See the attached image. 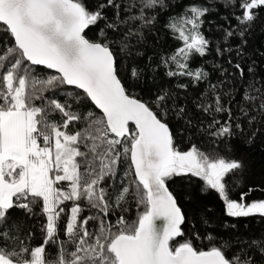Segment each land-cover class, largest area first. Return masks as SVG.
I'll list each match as a JSON object with an SVG mask.
<instances>
[{
	"label": "snow or ice",
	"instance_id": "snow-or-ice-1",
	"mask_svg": "<svg viewBox=\"0 0 264 264\" xmlns=\"http://www.w3.org/2000/svg\"><path fill=\"white\" fill-rule=\"evenodd\" d=\"M222 6L213 40L210 0H0V264H264V238L224 240L207 218L188 236L171 190L198 178L227 217H264L253 189L234 198L232 153L264 134V52L248 49L264 0ZM200 85L190 110L180 93ZM36 207L33 244L15 214Z\"/></svg>",
	"mask_w": 264,
	"mask_h": 264
},
{
	"label": "trees",
	"instance_id": "trees-1",
	"mask_svg": "<svg viewBox=\"0 0 264 264\" xmlns=\"http://www.w3.org/2000/svg\"><path fill=\"white\" fill-rule=\"evenodd\" d=\"M210 2L215 3L214 14L210 19L212 20V26L207 32V35L215 40L219 36V30L215 27L217 24H223V17L227 15L228 9H225L222 6V0H210ZM179 10V9H177ZM163 19V18H161ZM234 23V21H233ZM3 34L0 33V36ZM148 47L146 49L148 54H151L155 50V41L151 36L148 37ZM238 43V41H234ZM159 45L162 48H172L176 46V42L172 41L167 33L161 32ZM249 54L253 51L264 52V14L261 15L260 20L257 22L255 30L249 36L248 43ZM215 53H212L208 59V67L211 66V61ZM257 61L260 62L259 71L264 74V58L257 56ZM125 64L128 63L127 60L124 61ZM148 90L142 91L140 88L134 89L137 92H140L141 95L145 96L146 99L151 98L157 92L158 86L163 85V87L168 88L173 85V82L167 80L166 78H161L157 81L156 85H153L151 80L148 82ZM204 86L200 85V88H190L188 92H181V100H186L188 102V108L192 109V100L198 95L200 89ZM191 114V112H190ZM170 124L174 130L179 131L182 128V124L175 119L170 118ZM183 144L187 143V135L180 138ZM221 151H223V146H221ZM232 153L239 159H242L245 165L244 171L242 173H237L233 179L237 182L239 187L233 190L234 197L238 196L240 191H247L249 188L253 191L249 194V200H261L264 199V134L257 136L256 140L252 144L245 143L242 139H236L232 141ZM185 186V185H184ZM184 186H177L176 189H181ZM200 187V186H199ZM207 192V191H206ZM198 188L197 183V231L202 235L210 230L209 226L202 223L203 219L207 218L210 222V228L215 230V233L222 237L224 240H252L264 238V231H258V228H261L259 221L255 219H250L249 221L238 223V230H232L228 226L227 220L222 214L221 207L219 202L216 199L214 194L210 192L206 194ZM178 197V196H177ZM188 217L191 218V205H187ZM37 212V217L28 219L23 217V213L17 211L15 214L17 217L25 220L26 227H35V237L32 241L33 244H37L41 241V236L39 232V224L42 222V218L39 217V207L35 208ZM131 219H134L136 216L135 211L133 210L128 214ZM248 228V229H246ZM204 244H207V241H203ZM239 247V246H237Z\"/></svg>",
	"mask_w": 264,
	"mask_h": 264
},
{
	"label": "flooded vegetation",
	"instance_id": "flooded-vegetation-1",
	"mask_svg": "<svg viewBox=\"0 0 264 264\" xmlns=\"http://www.w3.org/2000/svg\"><path fill=\"white\" fill-rule=\"evenodd\" d=\"M197 183H198V188L201 190V185L202 182L198 178H193L191 183H189L188 180L183 179V178H177L176 182L171 185V190L174 192L176 196H178V201L180 203V206L182 207L183 211L188 215V210L187 205H191V218L187 216V222L183 226L185 229V232L188 236H191L193 234V231H197ZM185 185V186H184ZM177 186H184L181 189H176ZM200 186V187H199ZM214 194L216 196L217 201L219 202V205L221 207V211L225 219L227 220V223H229V227L232 230H238V223L249 221L251 218L255 219L256 221H259L261 224V228H258V231H264V217H260L258 215L256 216H250V217H245V218H231L227 217L224 214V205L218 195L216 194L215 191H207V193ZM235 198V197H234ZM248 201H250L249 196H248ZM232 225H235L233 228ZM248 229V228H246ZM198 232V231H197ZM198 243H200L198 241ZM204 243V242H203Z\"/></svg>",
	"mask_w": 264,
	"mask_h": 264
}]
</instances>
